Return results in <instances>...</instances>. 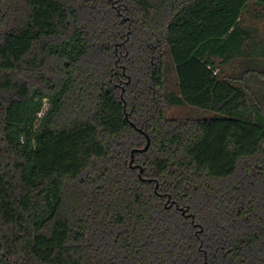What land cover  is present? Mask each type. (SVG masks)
<instances>
[{"label": "trees", "instance_id": "trees-1", "mask_svg": "<svg viewBox=\"0 0 264 264\" xmlns=\"http://www.w3.org/2000/svg\"><path fill=\"white\" fill-rule=\"evenodd\" d=\"M252 4L0 0V264H264Z\"/></svg>", "mask_w": 264, "mask_h": 264}, {"label": "rangeland", "instance_id": "rangeland-1", "mask_svg": "<svg viewBox=\"0 0 264 264\" xmlns=\"http://www.w3.org/2000/svg\"><path fill=\"white\" fill-rule=\"evenodd\" d=\"M244 19H245V24L247 26L257 31L256 35L259 37V39H261L262 37L264 38V9L263 8H260L257 5L252 4L248 8ZM235 72L239 73L240 71L237 69ZM171 84L172 85L169 86V90L173 91L174 90L173 85L175 84V77L173 75L171 76ZM252 84H254V82ZM255 87H256V84H255ZM192 112L195 115H199V116L209 115L204 112H194L189 107H173L169 109L168 113L171 117H179V116H183V115H186Z\"/></svg>", "mask_w": 264, "mask_h": 264}, {"label": "water", "instance_id": "water-1", "mask_svg": "<svg viewBox=\"0 0 264 264\" xmlns=\"http://www.w3.org/2000/svg\"><path fill=\"white\" fill-rule=\"evenodd\" d=\"M147 137H148V136H147ZM149 144H150V139H149V137H148V144H147V146L145 147L144 150H146V149L148 148Z\"/></svg>", "mask_w": 264, "mask_h": 264}]
</instances>
